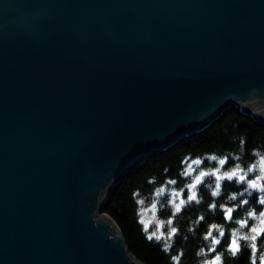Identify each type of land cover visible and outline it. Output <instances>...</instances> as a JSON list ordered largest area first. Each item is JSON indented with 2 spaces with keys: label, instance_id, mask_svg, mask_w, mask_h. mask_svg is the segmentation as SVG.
Wrapping results in <instances>:
<instances>
[{
  "label": "water",
  "instance_id": "1",
  "mask_svg": "<svg viewBox=\"0 0 264 264\" xmlns=\"http://www.w3.org/2000/svg\"><path fill=\"white\" fill-rule=\"evenodd\" d=\"M232 107L264 123V0H0V264H145L106 198Z\"/></svg>",
  "mask_w": 264,
  "mask_h": 264
},
{
  "label": "trees",
  "instance_id": "2",
  "mask_svg": "<svg viewBox=\"0 0 264 264\" xmlns=\"http://www.w3.org/2000/svg\"><path fill=\"white\" fill-rule=\"evenodd\" d=\"M260 157H264V123L241 107H232L201 132L129 168L106 198L103 212L117 223L131 252L145 264H211L217 255L221 261L216 264H264V235L251 231L264 230V205L259 203L264 192L251 188L248 180L231 178L219 184L210 177L200 184L195 199L179 211L164 198L160 214L167 221L171 242L151 237L140 216L141 202H151L161 187L185 189L190 160L198 159L205 170L216 165L214 159L224 160L227 170L236 166L248 170ZM228 209H232L231 219L226 215ZM253 235L256 240L244 239ZM233 239L240 246L235 255L230 251Z\"/></svg>",
  "mask_w": 264,
  "mask_h": 264
},
{
  "label": "rangeland",
  "instance_id": "3",
  "mask_svg": "<svg viewBox=\"0 0 264 264\" xmlns=\"http://www.w3.org/2000/svg\"><path fill=\"white\" fill-rule=\"evenodd\" d=\"M214 161L216 162V165L208 170L202 169L200 167L201 162L198 159L188 161L185 176L190 178V181H188V183L186 184L185 189L179 190L163 186L157 191L159 195H157V193L153 195L151 202H141V221L144 225L145 230L149 233L151 237L169 240V242H171L170 239L172 234H170V232H168L166 229L167 221L162 218L160 214L162 200L165 198L166 202L169 203L173 210H176L177 207L180 208L187 201L192 200L189 199V197H192L193 193L196 197L200 184H202L206 179L210 177L213 178L214 176L220 184L224 181V179H229L228 174L233 171H238L239 175H244L245 180H248V185L250 181H254L260 186L259 189H262L264 187V157H260L257 163L251 165L248 170L242 169L239 166L227 170L224 167V164L226 163L221 165L220 160L214 159ZM239 175L233 178H239ZM253 175H255V177L253 179H249V177H253ZM198 180L199 182H197Z\"/></svg>",
  "mask_w": 264,
  "mask_h": 264
},
{
  "label": "snow or ice",
  "instance_id": "4",
  "mask_svg": "<svg viewBox=\"0 0 264 264\" xmlns=\"http://www.w3.org/2000/svg\"><path fill=\"white\" fill-rule=\"evenodd\" d=\"M213 158H214V157H213ZM197 163H198V162H197ZM224 163H225L224 160H220V164H221V165H223ZM250 170H251V169H250ZM202 175H203V174H202ZM238 175H239L238 171H233V172H231L230 174H228V178L231 179V178L236 177V176H238ZM239 180H240V181H244V180H245V176H244V175H239ZM197 182H199V180H198ZM249 186H250L251 188H259V187H260V186H259L258 184H256L254 181H250V182H249ZM193 187H194V185H193ZM217 187H219V185H217ZM246 190H247V189H246ZM161 191H162V190H161ZM261 191L264 192V189H261ZM157 195H159V193H157ZM194 198H195V194L193 193V196H192V197H189V199H194ZM244 203H247V201H244ZM259 203L262 204V205H264V197H261V198H260ZM177 211H179V207H177ZM226 215H227V218L231 219V216H232V209H228ZM253 215H255V213H249V216H253ZM240 223H241V226L243 227L245 222H244V221H241ZM261 224H264V219L261 220ZM213 227H215V226H213ZM251 231H252L253 233L259 231V232H261L262 235H264V230H261V229L252 228ZM173 232H175V229H173ZM223 234H224V233L221 231V232H220V235H223ZM210 235H211V234H210ZM233 235H235V234H233ZM244 239H245V240H248V239L256 240L257 237L254 236V235L251 236V237L245 236ZM214 243H217V244H218V243H220V241H219V240H214ZM251 247H252L253 249H255V248H256V245H255V244H252ZM239 250H240V246L237 244L236 240L233 239V240H232V245H231V248H230L231 253H232L233 255H235V254H237V253L239 252ZM219 261H221V257H220L219 255H217V256L215 257V261L211 262V264H216V262H219Z\"/></svg>",
  "mask_w": 264,
  "mask_h": 264
}]
</instances>
